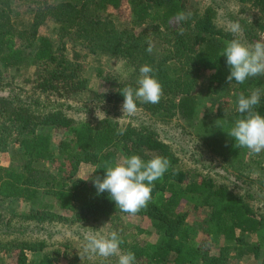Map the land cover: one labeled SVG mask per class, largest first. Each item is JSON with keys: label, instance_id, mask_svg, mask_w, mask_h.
Returning <instances> with one entry per match:
<instances>
[{"label": "trees", "instance_id": "16d2710c", "mask_svg": "<svg viewBox=\"0 0 264 264\" xmlns=\"http://www.w3.org/2000/svg\"><path fill=\"white\" fill-rule=\"evenodd\" d=\"M226 1L247 5L255 13L242 25L243 41L264 33V0ZM181 11L191 12V18L179 25L170 23ZM214 19L213 6L189 10L184 0H0V152L9 149L14 157L7 166L0 164V202L23 204L22 211L12 214L13 220L0 218V256L12 264H58L60 259L81 264L68 244L50 245L41 238L20 236L35 229L41 232L49 224L100 219L119 234V216L132 215L116 208L107 192L97 194L92 180L103 179L106 162L114 165L138 155L144 161L166 157L171 166L154 182L147 207L133 216L146 223L137 232L154 233L158 240L137 242L135 234H119L121 252H133L135 264H229L232 250L240 257L251 256L254 264H264V254L258 258V247L243 239L264 229V217L257 216L242 197L215 187L211 180L186 181L177 157L151 126L121 127L106 117L95 123L76 121L63 110L64 101L86 91L80 60L89 55L111 57L121 64V75L103 77L105 92L88 95L111 106L122 105L124 87H137L141 66L152 67L163 95L157 104L137 102V107L159 122L175 115L195 122L199 100L191 92L204 79L205 93L231 98L233 106L225 113L217 107L213 124H193L194 135L211 153L237 168L235 163L246 149L236 148L227 133L242 118L236 111L241 94L247 97L251 90L260 89L254 111L264 116V76L243 84L226 81L230 70L220 53L226 41L238 37L216 28ZM45 24L52 39L38 33ZM149 40L151 53L145 51ZM28 67L32 70L23 80L26 87L4 81L9 70ZM121 128L126 131L118 135ZM84 164L92 167L86 179L76 176ZM186 198L193 200L194 209L208 208L198 225L189 221L183 209ZM21 226L22 232L13 230ZM212 235L233 241V247L210 254L207 239ZM30 254L40 257L32 261Z\"/></svg>", "mask_w": 264, "mask_h": 264}, {"label": "rangeland", "instance_id": "374dc122", "mask_svg": "<svg viewBox=\"0 0 264 264\" xmlns=\"http://www.w3.org/2000/svg\"><path fill=\"white\" fill-rule=\"evenodd\" d=\"M28 1H42V0H28ZM56 2L59 0H49ZM186 7L189 10L200 11L204 7L211 5L215 8L214 24L216 28L226 30V22L238 21L241 26L248 24L255 16V13L250 10L247 5H239L233 1L226 0H184ZM15 10H20L18 6ZM18 13H21L18 11ZM16 19V18H14ZM40 36L52 39L54 36L51 33L50 27L47 24L42 25L38 29ZM244 31L237 36L238 39L245 44H252L256 41L264 42V33H254L250 40L243 41ZM83 53V52H82ZM66 56H71L70 47L67 45ZM82 66V75L86 78V91L74 95L69 101H64L66 108L65 114L74 120L87 121L95 123L96 121L106 117L116 122L123 127L127 124L132 126H151L157 133L158 138L168 145L173 154L178 159V167L187 174L186 181H197L201 178L211 180L215 187H225L244 199V201L251 207L253 212L258 216L264 217V151L259 155H248L247 149L238 157L237 163L234 167L228 162H223L220 157L211 153L204 145L200 144L199 140L194 135L193 124L206 123L213 124V115L217 107H221L223 112L232 108L231 98L221 97L216 94L205 93L206 82L204 79H199L195 84L192 95L199 100L196 107V120L186 121L180 116L175 115L172 119L159 122L150 119L149 116L138 111L136 114L129 116L123 114L121 105L111 106L106 103L90 100L89 93H102L106 91V83L103 77L113 74H122L121 64L119 61L113 62V58L96 55L85 56L80 60ZM32 67L20 68L16 72L10 70L4 76L5 82H11L17 87H26L23 82L24 79L31 76ZM101 74V75H100ZM89 97V98H88ZM226 103H223L224 101ZM55 141V139H54ZM241 159V160H240ZM14 160L13 154L8 150L0 152V164L7 166ZM92 167L88 164L81 165L76 173L77 177L86 179ZM253 172H258L259 175H252ZM193 200L186 198L183 209L188 213L189 221L197 223V225L205 219L208 208L199 207L193 208ZM32 207V206H31ZM23 204L18 202H0V218L3 220H13L12 214L19 213L23 209ZM61 216L67 218L70 214L62 211L58 212ZM119 227L116 229L120 235L131 233L135 234L137 242L150 241L155 242L158 236L154 233L146 234L137 232L139 229L146 228V223L141 221L138 217L121 215ZM26 224H23L25 227ZM20 229L14 228V231L22 232ZM29 226H27L28 228ZM41 232L35 229L30 233H24L20 236L23 239H44L50 245H69L70 251L78 257L81 264H116L117 257H110L107 260L100 257H89L82 255V245L86 241L89 234L97 236H108L112 230H109L110 224L105 220H97L96 222L80 223H55L45 225ZM15 232V233H16ZM36 232V233H33ZM201 236L199 233L197 237ZM244 241L247 244L258 247V258L264 254V229L256 234L245 235ZM209 243V253L215 254L220 247L232 248L233 241H225L220 236L212 235L207 239ZM55 247V246H54ZM40 255V254H39ZM28 255V259L35 261L40 256ZM231 259L229 264H254L257 263L251 256H238L231 250ZM0 264H12L9 258L0 256ZM58 264H66L64 259H60Z\"/></svg>", "mask_w": 264, "mask_h": 264}, {"label": "clouds", "instance_id": "9594fccd", "mask_svg": "<svg viewBox=\"0 0 264 264\" xmlns=\"http://www.w3.org/2000/svg\"><path fill=\"white\" fill-rule=\"evenodd\" d=\"M191 12L183 11L176 13L170 23L179 25L181 22L191 18ZM226 30L233 35L242 33V26L238 21H227ZM180 34H183L181 29ZM146 52L153 51L151 41H147ZM220 56L226 58V65L230 73L226 81L231 84H243L249 78L264 76V42L256 41L252 44L242 43L239 39H232L225 42V47ZM154 69L148 65L139 68V77L136 81L137 87H124L120 93L123 96L121 111L123 114L132 116L139 109V104L159 103L163 89L162 85L153 75ZM261 90L253 89L245 97L241 94L237 100L236 111L242 118L237 119L229 129L228 135L234 138L236 148H245L248 155H259L264 151V116H261L254 109L259 105ZM126 130H117L118 135H123ZM171 166L166 157L156 156L144 161L138 155L124 158L114 165L106 162L104 177L99 176L92 180L97 194L107 192L116 208L122 213L136 215L145 209L152 200V188L154 182L161 180ZM252 175H259L253 172ZM122 238L116 231L108 236H97L89 234L82 245V255L89 257H100L107 260L110 257H117L116 264H135V254L131 251L121 252L120 245Z\"/></svg>", "mask_w": 264, "mask_h": 264}]
</instances>
